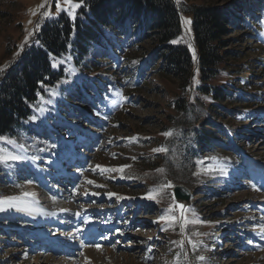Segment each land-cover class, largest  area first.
<instances>
[{
	"label": "rangeland",
	"instance_id": "374dc122",
	"mask_svg": "<svg viewBox=\"0 0 264 264\" xmlns=\"http://www.w3.org/2000/svg\"><path fill=\"white\" fill-rule=\"evenodd\" d=\"M174 2L180 22L191 21L181 22L174 41L191 49L190 6L239 3V22L226 49L239 54L234 63L243 71L242 82L256 87L255 97L249 101L233 85L231 101L199 121L198 107L210 103L195 89L200 79L188 85L161 77L155 59L133 71L108 50L116 64L105 65L110 69L105 73L92 70L88 79L96 80L100 92L90 97L77 83L93 92L94 87L70 56L53 58L52 67H61L63 77L43 87L30 116L13 136H4L15 143L0 141L22 157L0 163V198H16L15 207L5 203L0 211V264H173L177 258L180 264H264V0ZM41 3L46 7L40 9ZM44 11L51 17L42 19ZM62 13L70 17L56 12L54 0H0V77L36 43L42 24ZM116 43L122 57L133 61L147 59L153 48L148 39L133 44L135 52L127 49L126 38ZM249 66L254 69L248 77ZM97 70L103 81H97ZM225 79L219 75L209 83ZM203 127L216 135L210 145L200 139ZM160 147L167 151H153ZM125 165L122 171L104 170ZM168 182L191 192L187 216L202 223L185 231L196 248L187 244L178 223L159 219L179 215L166 211L175 203L171 187L153 191Z\"/></svg>",
	"mask_w": 264,
	"mask_h": 264
},
{
	"label": "trees",
	"instance_id": "16d2710c",
	"mask_svg": "<svg viewBox=\"0 0 264 264\" xmlns=\"http://www.w3.org/2000/svg\"><path fill=\"white\" fill-rule=\"evenodd\" d=\"M237 5L239 3L233 2L221 6H190L195 61L185 44L174 41L181 31L179 10L174 0H84L75 20L62 13L45 21L36 34V43L26 47L0 77V136H13V130L30 116L43 87L54 86L63 77L62 68L54 69L51 61L64 54L70 56L72 65L81 74H86V79L82 80L94 87L93 92L83 83H77L90 97L100 92L96 80L88 79L92 70L98 68L105 73L110 70L105 65L116 64L106 55L111 50L124 62V67L133 71L155 59L160 62L161 77L170 76L178 79L179 84L188 85L194 77L199 78L202 84L195 89L210 99L208 107H198L201 111L196 115L199 121L203 113L215 111L217 104L231 101L232 93L235 94L230 90L233 85L239 95L250 101L255 97L251 90L256 87L242 82L243 71L234 63L239 54L226 49L234 39L230 38L231 30L239 22L237 10L241 8ZM121 38L129 40L127 49L132 48L134 52L133 44L148 39L150 48L153 47L148 58L133 61L129 56L122 57L124 50L116 43ZM253 69L249 66L245 70L248 77L253 75ZM98 70L95 76L100 82L103 76ZM219 75L225 76V82L209 83ZM211 131L203 127L199 134L203 145L204 142L210 145V140L216 141L212 138L216 135Z\"/></svg>",
	"mask_w": 264,
	"mask_h": 264
},
{
	"label": "snow or ice",
	"instance_id": "6c2138e0",
	"mask_svg": "<svg viewBox=\"0 0 264 264\" xmlns=\"http://www.w3.org/2000/svg\"><path fill=\"white\" fill-rule=\"evenodd\" d=\"M55 2V7H56V12L57 13H60V12H64L66 11L69 16L75 20L76 19V9H79L82 7L83 5V2L84 0H79V2H73V0H63V5L64 7H62V4H61V0H54ZM180 3V0H177V4L179 5ZM46 5L45 3H41L39 5V8L40 9H43L45 8ZM32 14L35 15V11H32ZM52 13L50 11H44L42 13V16L41 18L44 19V18H49L51 17ZM181 22L182 24L184 25H188V24H191V21L184 18V17H181ZM29 23H31V21H29ZM40 27L39 24L36 25V30H38ZM32 33H29V35H31ZM27 39V37H26ZM189 48L191 49V45H189ZM192 50V53H193V60L195 61L196 60V54H195V50L194 49H191ZM53 67H56V62L54 61L53 62ZM0 71H2V69H0ZM193 81L194 83H198V81L195 80V77L193 78ZM117 95H119V93H117ZM31 119H35V117H32ZM171 133L170 132H166L164 133V135H170ZM131 139H134V138H131ZM0 141H3L4 143H7V144H14L15 141L14 140H11L7 137H4V136H0ZM20 147H23L22 145ZM154 152H166L167 149L163 148V147H160V148H157V149H153ZM22 157H20L19 155H16V154H13L12 152H9L7 151L5 148L3 147H0V163H7L8 161H18V160H21ZM133 159H135V157H133ZM97 167H101L99 165H97ZM124 167H128L127 165L125 166H121L120 169H104V170H110V171H122V169ZM158 172H162L163 169H157ZM89 183H93L92 181H88ZM172 187L171 185V182H168L166 184H161L158 186L157 189H154L153 191H159L161 189H164V188H170ZM24 195H29L28 193H24ZM109 196H112V195H115L114 193H108ZM120 198V197H118ZM149 199H155V197L151 194H149L148 196ZM14 200H16L15 197H3V198H0V211H4V204L7 203L9 207H15L16 204L12 203ZM174 210H178L179 211V215H168V216H161L159 217L160 220H163V221H167V222H171L173 224L175 223H178L180 225V229H181V234L182 236H184L186 239H187V244L190 245L192 248H196L198 247V242L197 241H194L192 240L191 238H188L186 236V228L189 224H198V223H202V221L198 220V219H189L188 216H187V212L191 211L190 209H188L185 205L183 204H178V203H174V204H171L169 205V208L166 210L168 212H172ZM261 228H264V225H261ZM193 235H199V233H193ZM179 243V247L181 249H183L185 247V242L184 240L182 239L181 241L178 242ZM95 247L97 249H99L101 246L100 245H95ZM181 255V253H178L177 254V257H179ZM183 255L186 256V253H183ZM199 260H203L204 257H198ZM173 264H180V261L179 259H175L173 261Z\"/></svg>",
	"mask_w": 264,
	"mask_h": 264
},
{
	"label": "water",
	"instance_id": "95a60500",
	"mask_svg": "<svg viewBox=\"0 0 264 264\" xmlns=\"http://www.w3.org/2000/svg\"><path fill=\"white\" fill-rule=\"evenodd\" d=\"M171 193L173 195L175 203L183 204L187 208L191 205V192L185 185L173 184L171 187Z\"/></svg>",
	"mask_w": 264,
	"mask_h": 264
}]
</instances>
